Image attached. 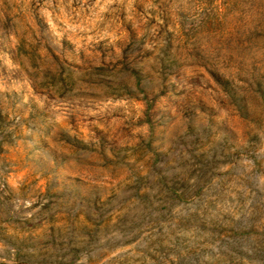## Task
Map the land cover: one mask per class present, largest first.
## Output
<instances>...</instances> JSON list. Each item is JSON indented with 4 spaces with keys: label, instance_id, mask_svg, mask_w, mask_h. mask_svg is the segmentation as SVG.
Listing matches in <instances>:
<instances>
[{
    "label": "rangeland",
    "instance_id": "1",
    "mask_svg": "<svg viewBox=\"0 0 264 264\" xmlns=\"http://www.w3.org/2000/svg\"><path fill=\"white\" fill-rule=\"evenodd\" d=\"M0 264H264V0H0Z\"/></svg>",
    "mask_w": 264,
    "mask_h": 264
},
{
    "label": "trees",
    "instance_id": "2",
    "mask_svg": "<svg viewBox=\"0 0 264 264\" xmlns=\"http://www.w3.org/2000/svg\"><path fill=\"white\" fill-rule=\"evenodd\" d=\"M135 77H136V81H137V88L139 89V91H143V92H145L146 90H145V88L142 86V76L139 74V73H136L135 74ZM225 85H227L226 83H224ZM129 87V85H126L125 86V88H127V90L129 91V92H131V90H130V88H128ZM229 91V90H228ZM146 93V92H145Z\"/></svg>",
    "mask_w": 264,
    "mask_h": 264
}]
</instances>
